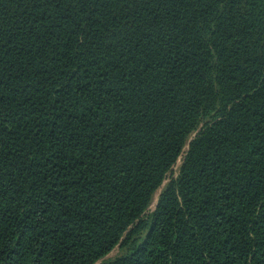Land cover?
<instances>
[{
    "label": "trees",
    "instance_id": "1",
    "mask_svg": "<svg viewBox=\"0 0 264 264\" xmlns=\"http://www.w3.org/2000/svg\"><path fill=\"white\" fill-rule=\"evenodd\" d=\"M0 264H264V0H0Z\"/></svg>",
    "mask_w": 264,
    "mask_h": 264
},
{
    "label": "rangeland",
    "instance_id": "2",
    "mask_svg": "<svg viewBox=\"0 0 264 264\" xmlns=\"http://www.w3.org/2000/svg\"><path fill=\"white\" fill-rule=\"evenodd\" d=\"M194 136V134L191 136V138ZM188 148V145L185 146L184 148V151H186ZM182 157L183 155H181L177 162L175 163V165L171 168V170L167 173L166 175V179L164 180L162 186L155 192L154 196H153V201H152V204L149 208V213L154 210L155 206H156V203L158 201V198H159V195L162 191V189L165 187V185L172 179H175L177 174H178V171H179V167L181 165V162H182ZM123 253V251H121L119 249V247H115L104 259L102 260H110V259H113L115 257H118L120 256L121 254ZM101 260V261H102ZM101 261H99L98 263H100Z\"/></svg>",
    "mask_w": 264,
    "mask_h": 264
}]
</instances>
